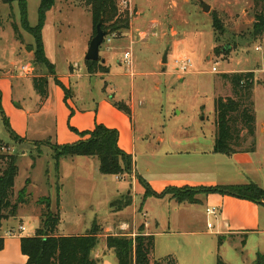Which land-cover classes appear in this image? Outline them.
<instances>
[{
    "label": "rangeland",
    "instance_id": "1",
    "mask_svg": "<svg viewBox=\"0 0 264 264\" xmlns=\"http://www.w3.org/2000/svg\"><path fill=\"white\" fill-rule=\"evenodd\" d=\"M22 1L9 0L6 3L0 0L1 106L11 129L16 132H22L28 125L32 127L35 125V114L39 107L33 79L28 77L35 68L34 48L36 46L34 37L22 25ZM56 1L57 7L46 16L42 39L45 54L48 53L50 62L56 64L58 73L64 74L68 69L67 61L79 56L93 21L90 8L84 0ZM171 1L174 0H135L139 6L133 11L131 22L140 19L135 22V29L147 30L148 25L144 26V21L158 19L162 35H159L157 31L156 37H149V40L142 42L136 33V42L132 47L130 41L123 43L126 49L133 53L136 73L133 77L129 71L131 68L119 67L123 53L118 49L114 50L116 43L103 44L100 48L99 61L104 57L110 59L109 65L112 67L109 75H112L103 78L94 76L85 78L81 87L83 98L79 97L78 106L94 107L100 97L113 95L117 102L133 106V118L138 136L134 153L135 161L139 173L146 178H149L146 169L153 167L151 177H156L160 173L174 172L178 179L215 180L207 169L216 161L219 164L217 178L220 182H241L235 177L236 168L229 166L230 155L213 153L217 134L215 100L219 97L236 98L232 85L222 78L224 74H232L229 73L232 71L234 73L252 71L255 83L254 93L250 100H242L244 103L255 104L258 131L255 151L249 155H253L255 178L264 179V131L262 133L264 37L256 38L252 32L256 15L263 13L262 7H256L254 0H176L179 7L174 10L167 7ZM200 1L210 6L209 12L202 10ZM41 2L42 0H26L27 22L31 27L38 25ZM117 4L121 13H125L121 0H117ZM214 18L219 19L223 32L215 30ZM123 33L124 31L117 34L116 39L123 40ZM259 46H262L260 52L256 51ZM170 51L169 55L176 54L175 59L190 58L193 61L194 67L188 74H178L172 64L173 60L167 65ZM166 53L167 63H163L165 67H158V61H163ZM81 58H86V55ZM83 65L84 63L81 64L82 67ZM213 68H216L217 72H213ZM12 76L19 78L11 79ZM106 84L108 89L105 90ZM111 104L113 108L123 112L115 105L116 102ZM23 105L24 110L20 109ZM103 109H101V115L113 123L114 117L111 115L113 112ZM3 113L0 112V176L8 168L10 158L19 159V172L16 178V191L11 199L12 204L16 202L19 190L26 187V180L31 179L33 182L31 187L28 186L27 196L24 198L28 203L19 206L16 216L10 217L11 219L3 224V230H15L20 235L28 237L29 234L36 235V228H39L35 211L40 210L38 212L41 219L42 208L38 202L43 198H52L51 205L55 206L60 169L54 167V163L55 156L61 153L56 145L70 146L86 139L75 140L63 137L54 138L55 144L43 141L34 143L32 146L24 145L20 138L16 140L11 138ZM83 117L87 118L86 114ZM117 122L115 123L117 125L110 129L119 134L116 126H120V123L118 125ZM70 130L81 135L82 138L87 136L88 139L90 136L88 133L95 129L84 132L87 133L85 136L82 135L84 133H78L72 127ZM243 135L245 133L242 137ZM159 136L165 137L166 142L160 143ZM123 139L125 144L122 141V145L127 148V151L119 145L120 149L132 155L131 140ZM253 142V138H246L237 150L242 151L241 153H249L248 151L253 149ZM22 154L26 155L22 156ZM60 158V162L63 159H72L62 158V156ZM77 161L85 160L78 158ZM89 161H95V158ZM89 169L92 174L89 180L76 182L75 177L70 176L60 183L64 186L62 199L65 207L64 219L60 225L62 233L81 234L88 228H92L93 209L99 210L101 217L109 214L110 205L105 204L106 197L100 189L102 182L100 178L93 177L96 169L93 162H90ZM110 181L111 185L117 186L118 182L111 178ZM190 194L193 198L201 195L194 189L190 190ZM108 196L111 202L115 200L111 199V195ZM197 209L198 216L203 217L199 228L202 227L204 230L207 225L205 206H198ZM53 211L55 212L54 208ZM76 212L81 213L80 217L76 215ZM79 220L84 221L82 223ZM111 224L115 228L118 226L117 220L107 222L105 226ZM183 224L181 219L178 230H183ZM20 226L26 228L24 233H20ZM41 227L42 224H40ZM100 227L96 226L99 235L123 233L116 230L106 233ZM143 231L144 227H141L138 234L130 237L134 239L144 235ZM124 232H129V229ZM173 239L183 240V238ZM216 258L217 262L218 258L223 259L219 251L216 253Z\"/></svg>",
    "mask_w": 264,
    "mask_h": 264
},
{
    "label": "crops",
    "instance_id": "2",
    "mask_svg": "<svg viewBox=\"0 0 264 264\" xmlns=\"http://www.w3.org/2000/svg\"><path fill=\"white\" fill-rule=\"evenodd\" d=\"M130 4L133 14V11L139 6V4H136L135 0H130ZM178 5L177 1L174 0L169 2L167 7L175 10L179 7ZM56 7L57 1L55 3V7L53 8L55 9ZM139 20L140 19L135 20V22ZM135 22H131L130 29L124 31L122 34L123 40H118L116 38H113L112 40V43H116V45H114V50L118 49L123 53L122 60L119 61L120 68L127 66L124 59L125 53H131L132 67L129 71L132 77L136 75L134 72L135 60L132 51L126 49L123 43L130 41L132 47V45L136 42V33L139 40L142 42L149 40V37H156L158 35L157 31L159 32V35H162V32L159 30L160 23L158 19H153L149 22L144 21V26L148 25L147 30L139 28L135 29ZM93 37L92 24L91 27L89 26L87 36L85 37V42L81 48L79 56L77 55L73 60L67 61L68 69L64 74L58 73L56 64L51 62L56 67V74H47L49 81V96L47 99L41 100L40 96L36 93L39 100V107L37 108V112L35 114V125L33 127L28 125L27 129L22 130V132L13 131L21 140H23L22 143H24V145L30 144V146H32L34 143L43 141L55 144L54 138L60 139L64 137L75 140L87 139V136L82 138L81 135L71 131L70 127L74 128L78 131V133H84L86 131H93L96 125L101 124H104L110 129L115 127V125H117L115 123L118 121L117 123L118 125L120 123V126H116V128L120 134L119 145L126 150L127 148L122 145V141L125 144V140L123 138H129L131 140V156L134 160V170L132 174L106 176L100 173V163L96 158L95 161H89L92 160V158L89 157H75L70 160L63 159L59 164L60 182L57 185L59 190L56 195L55 206L53 207V204L51 205L52 211L54 208L55 212L60 213V224L57 228L56 234L58 236L65 237L83 236L88 234L92 229L90 227L86 230V232L81 234H65L60 231V225L62 223V219H64L63 214H65V207L63 206L62 199L64 192V188L62 187L64 186L60 183H63L70 176H74L76 182L89 180L92 177L89 166L90 162H93L96 168L95 175H93V177L100 178L99 180L102 182L100 189L105 194V204H109L110 208L109 214L107 216L105 214L104 217L100 216L99 210L93 209L94 212L91 214V217L93 218V221L91 222L92 227L96 224L97 226H101L100 228L104 229V232L108 233L112 230H116L117 232L123 231L121 230L122 226H126L129 227V232L123 231L122 234H128V236H135V234L139 233L140 228L144 227L143 234L145 236H153L155 240L154 251L151 255V258L153 259H162L168 256H174L177 260H179V264H216V253L219 251L220 255H222L227 264H254L258 254L264 255V204H256L248 200L221 194H202L198 197L200 200V203L198 204H179L171 196H166L161 199L154 197L146 198L145 187L139 180L141 178L147 182L152 190L159 194L164 192L169 187L183 188L189 186L209 188L226 185H248L252 183L258 185L264 190V179L261 177L255 178V175L253 174V155H249L251 153L243 152L230 155L229 157V162H231L229 163V166L236 168L235 177L241 182H220L217 178L219 176V164L216 161L211 163L207 169V171L211 173L212 179L215 178V180L200 181L178 179L175 176L177 174L174 172H172L174 174L171 172L160 173L156 177H151L153 167L151 169H146V173L149 175V178L144 177L141 173H139L137 162L135 161L136 155H134L138 136L135 128L136 126L134 124L133 106L125 104L131 111L130 116L124 112H119L113 108L111 104L114 102L119 103L115 100L114 95L109 97H100L94 107L87 108L82 105L78 106L79 97L81 96V99L83 98L81 87L84 79L93 76L96 78H103L104 76L109 75L89 74L86 68V60L85 58H81L87 54ZM258 48H261L260 51H262V46L257 47L256 51H259L257 50ZM170 53L171 51L168 53L167 65L171 64V61L176 57L175 53L169 55ZM46 56H48V53ZM47 58L49 60V56ZM110 62V59L107 57H104L101 60V63L108 66L111 72L112 66L109 65ZM82 63H84L83 67L81 66ZM158 67H165L163 61H158ZM239 72L243 73L244 71ZM42 73H45L43 69L39 70L34 68L33 73L28 77L33 79L35 76ZM229 73H234V71ZM12 78L19 77L12 76L11 79ZM107 87L108 85L106 84L105 90L108 89ZM23 107L24 105L22 107L20 106V109L24 110ZM102 108H104L103 110L109 109L113 112V114H111L114 117L113 123L109 122V119L104 118V116L101 115ZM84 114H86L87 118L83 117ZM262 125L263 133L264 124ZM158 141L160 143H164L166 142V138L159 136ZM174 141L175 140H173V142ZM26 154H22V156H25ZM78 158L85 161H77ZM55 166L56 161L54 163V167ZM110 178L118 182V184L116 183L117 186L111 185ZM29 180L31 179H27L25 182V188L27 191L28 188L33 185L32 180ZM21 190H19V192ZM14 191H16V180ZM108 195H111V199L115 200L111 202L112 200H110V196ZM50 199L51 202H53L52 198ZM126 200H130L131 204L122 210H117V208L113 206L115 203H121ZM198 206H205V219L207 225L204 230L202 227L199 228V224L203 222L201 219L203 217L202 215L198 216ZM208 208H216L218 210L217 215H208ZM38 211L40 210L38 209ZM38 211H35V217L40 228L41 219L40 212ZM76 215L80 217L81 213L76 212ZM10 219L11 218L6 219L2 223L1 236L5 240V246L4 249L0 251V264H26L27 257L24 256L21 251V239L25 236H23V234L20 235L15 230L10 231H15L18 235L8 236L9 231L3 230V224ZM181 219L182 222H184L183 230H178ZM15 220H17V218H15ZM113 220H117L118 226L116 228L113 224L105 226L107 222H111ZM83 221L84 220H79V222L82 223ZM208 223H212L214 227L209 229ZM39 228L36 229L38 230ZM33 236H35V234L32 236L29 234L28 237ZM108 236L109 234L100 235V241L92 252V258L97 261V264H118L115 252L113 250H109L107 247L106 239ZM173 238H183V240L181 239L176 241ZM220 238L223 239V243L221 246H218Z\"/></svg>",
    "mask_w": 264,
    "mask_h": 264
},
{
    "label": "trees",
    "instance_id": "3",
    "mask_svg": "<svg viewBox=\"0 0 264 264\" xmlns=\"http://www.w3.org/2000/svg\"><path fill=\"white\" fill-rule=\"evenodd\" d=\"M8 3L9 0H3ZM90 8L93 21V36L96 35L97 26L102 22V29L108 33L120 34L129 30L131 26V16L129 12L121 13L117 0H84ZM56 0H42L39 9V22L36 27L29 26L27 22L26 0L21 3L23 28L34 37V66L36 69H43L45 73L33 78L36 93L41 100L49 96V81L47 74L55 75L56 67L48 60L42 39L43 28L46 16L55 6ZM256 7H262L263 13L256 15L253 26V33L256 38L264 37V0H254ZM214 28L223 32L222 25L218 18H214ZM16 31H18L16 27ZM86 68L89 74L107 75L110 68L103 65L101 61H86ZM224 80L229 82L236 98H216V140L213 152L215 154L234 155L241 153L237 150L245 142L246 138H253V149L255 151L256 141V116L253 102L244 103L243 100H250L254 93V73H232L224 74ZM59 84V83H58ZM243 99V100H242ZM0 94V112L3 113ZM121 111L131 115L130 109L123 103L115 104ZM5 123L10 130L11 137L16 140L19 137L11 129L8 119L4 116ZM245 133V135L242 134ZM84 133L82 134L85 136ZM89 138L85 141L74 143L70 146H57L60 154L55 156L56 167L59 168L60 156L62 158L89 157L96 158L100 163V173L106 176H121L132 174L134 170V160L131 155L124 153L119 147V134L117 131L99 125L93 132L88 133ZM16 157L10 158L8 168L0 176V251L4 249L5 240L1 236V228L4 220L15 217L21 204H27L24 199L27 190L24 188L18 193L16 202L12 204L11 199L14 194L15 180L19 172ZM145 187L146 198H165L171 196L179 204H198L200 200L193 198L190 190H196L197 194H221L239 199L248 200L256 204H264V190L256 184L248 185H226L216 187H194L176 188L169 187L162 193H156L150 185L139 179ZM59 190V189H58ZM41 205V224L33 237L21 239V251L27 257L26 264H97L92 258V252L100 241V235L96 224L90 232L83 236H58L57 228L60 224V213L51 210V199L43 198L38 202ZM131 204L130 200L115 203L113 206L117 210ZM107 247L113 250L117 256L118 264H179L174 256L162 259H153L155 240L153 236L139 235L132 238L128 235H109L106 239ZM223 239H219V246ZM217 264H227L219 258ZM254 264H264V255L258 254Z\"/></svg>",
    "mask_w": 264,
    "mask_h": 264
},
{
    "label": "built area",
    "instance_id": "4",
    "mask_svg": "<svg viewBox=\"0 0 264 264\" xmlns=\"http://www.w3.org/2000/svg\"><path fill=\"white\" fill-rule=\"evenodd\" d=\"M121 6L124 8L125 12H129L130 16H132V9H131V4H130V0H121ZM117 34H112V35H108L105 38V43H110L112 42L113 38H116ZM257 50H261V48H258ZM125 59V64L131 68L132 67V62H131V53L127 52L125 53L124 56ZM173 66L175 67L176 71L178 72V74L180 75H186L188 74L193 66V61L190 58H183V59H174L173 60ZM24 69V68H23ZM24 71L26 72V69H24ZM213 72H217L216 68H213ZM218 213V210L216 208H208L207 209V214L208 215H213L216 216ZM214 226L212 223H208V228L212 229ZM129 227L126 226H122L121 230L123 231H128ZM25 227L21 226L19 231L20 233L25 232ZM14 235H18L15 231H9L8 232V236H14ZM127 235V234H124Z\"/></svg>",
    "mask_w": 264,
    "mask_h": 264
},
{
    "label": "water",
    "instance_id": "5",
    "mask_svg": "<svg viewBox=\"0 0 264 264\" xmlns=\"http://www.w3.org/2000/svg\"><path fill=\"white\" fill-rule=\"evenodd\" d=\"M201 3V8L204 12H209L210 11V6L203 2L200 1ZM108 36V33L105 32L102 29V22L98 24L97 26V31L96 35L92 38L88 52L86 54V61L90 62H97L100 59V48L105 42V38ZM163 63H167V53L164 56Z\"/></svg>",
    "mask_w": 264,
    "mask_h": 264
}]
</instances>
